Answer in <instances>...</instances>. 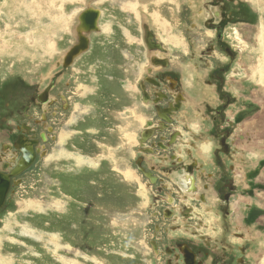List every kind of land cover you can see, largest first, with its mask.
I'll return each mask as SVG.
<instances>
[{"label": "rangeland", "instance_id": "rangeland-1", "mask_svg": "<svg viewBox=\"0 0 264 264\" xmlns=\"http://www.w3.org/2000/svg\"><path fill=\"white\" fill-rule=\"evenodd\" d=\"M207 1L0 0V87L15 79L7 82L5 74L41 86L56 76L55 95L68 90L70 97V110L55 121L60 136L54 150L23 174L0 211V264H157L143 231L157 191L133 174L131 164L148 117L136 86L148 66L143 24L175 59L184 89L197 102L203 96L192 87L193 79L184 82L192 65L201 60L202 72L225 68L221 89L235 102L227 113L235 120L232 134L245 137L236 140L228 160L245 161L239 166L247 165L251 182L264 186V0H224L220 41L201 22L222 4L204 5ZM87 8L100 11L99 29L81 31L89 38V52L81 56L87 48L67 65L73 63L71 68L58 72L55 62L75 45L78 16ZM197 8H203L202 18L195 19ZM215 85L198 88L205 100L218 105ZM203 126L194 122L193 132L208 129ZM209 148L200 146L202 159ZM102 156L103 171L85 175L82 166H95ZM259 188L252 199L263 206L264 215ZM253 236L257 244L248 259L264 264V227Z\"/></svg>", "mask_w": 264, "mask_h": 264}, {"label": "flooded vegetation", "instance_id": "flooded-vegetation-1", "mask_svg": "<svg viewBox=\"0 0 264 264\" xmlns=\"http://www.w3.org/2000/svg\"><path fill=\"white\" fill-rule=\"evenodd\" d=\"M211 2L222 4V9L204 17L201 24L215 30V38L220 41L224 0H208L204 5ZM201 12L203 8L194 10L195 19L204 16ZM142 29L148 66L143 68L136 86L142 110L148 117L139 131L131 164L133 174L138 173L149 188L157 191L151 198L150 219L143 228L148 232L151 257L158 260L157 264H253L248 253L257 244L253 234L263 229L264 215L263 206L252 198L257 197L259 187L263 192L264 186L251 182L247 165L239 166V162L245 161L228 160L234 156L236 140L245 137L232 134L235 120L233 123L227 113L235 102L221 89L225 68L211 69L204 83L210 87L216 82L214 91L220 103L204 101L200 109L199 102L184 89L165 46L147 24ZM88 42V49L81 56L89 52V38ZM224 50L229 53L226 47ZM154 51L164 57L152 54ZM55 63L57 70H68L73 65L67 67L63 59ZM5 78L7 82L12 78V82H20L0 87V193H4L0 196V211L8 195L21 183L23 174L54 150L60 136L55 121L61 112L70 110L68 90L66 94L54 93L56 76L43 86L18 75L5 74ZM196 80L193 87L203 94ZM134 110V106L128 108V114L132 115ZM240 112L245 114L246 109L240 108ZM193 121L199 126L207 124L208 129L193 132ZM205 143L210 148L202 159L200 146ZM23 160H29V165L18 171ZM105 160L102 156L95 166L84 164L82 171L85 175L103 171ZM112 167L118 172L116 166ZM234 203L239 204L233 206Z\"/></svg>", "mask_w": 264, "mask_h": 264}, {"label": "water", "instance_id": "water-1", "mask_svg": "<svg viewBox=\"0 0 264 264\" xmlns=\"http://www.w3.org/2000/svg\"><path fill=\"white\" fill-rule=\"evenodd\" d=\"M99 10L94 9V8H87L85 11L82 12L78 16L79 19V26L78 27V43L74 46H72L69 51L66 52V54L63 57V64L64 65H69L73 58L83 51H85L88 47V38L84 35L81 34V31L84 30L86 32L96 30V23H97V18L99 17ZM82 25V26H81ZM97 31V30H96ZM29 165V160L27 162L23 160L20 162L18 166V171L24 169ZM4 193H0V196L3 197Z\"/></svg>", "mask_w": 264, "mask_h": 264}, {"label": "crops", "instance_id": "crops-1", "mask_svg": "<svg viewBox=\"0 0 264 264\" xmlns=\"http://www.w3.org/2000/svg\"><path fill=\"white\" fill-rule=\"evenodd\" d=\"M179 46H181V47H184V43H183V45L182 44H180ZM179 60V59H178ZM174 62H175V59L173 60ZM201 62V60H199V62H197V64H193L192 65V69H191V71H192V73H191V75L189 74V71H188V76L186 77L187 78V80L186 81H184V82H187L188 80H190L191 78L193 79V80H195V79H197L196 81H195V83H196V85H200V86H202V84H204L205 83V79L207 78V74H208V72L209 71H207V72H202V71H199L200 70V63ZM185 80V79H184ZM194 83V82H193ZM193 83H191L192 84V87H193ZM204 85H206V84H204ZM202 98H203V100H199V103H202V102H204V101H207V100H205V97H204V94H202ZM201 109V108H200ZM194 122H196V121H193V123ZM198 123L200 124L201 123V120H199L198 121Z\"/></svg>", "mask_w": 264, "mask_h": 264}, {"label": "bare ground", "instance_id": "bare-ground-1", "mask_svg": "<svg viewBox=\"0 0 264 264\" xmlns=\"http://www.w3.org/2000/svg\"><path fill=\"white\" fill-rule=\"evenodd\" d=\"M263 69H262V74L264 75V66L262 67ZM186 181V180H185Z\"/></svg>", "mask_w": 264, "mask_h": 264}]
</instances>
